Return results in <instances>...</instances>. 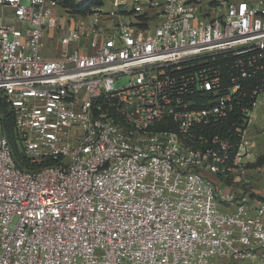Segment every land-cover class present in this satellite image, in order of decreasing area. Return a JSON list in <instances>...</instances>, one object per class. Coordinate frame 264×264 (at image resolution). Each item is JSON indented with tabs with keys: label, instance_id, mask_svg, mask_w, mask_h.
<instances>
[{
	"label": "built area",
	"instance_id": "2783aa9c",
	"mask_svg": "<svg viewBox=\"0 0 264 264\" xmlns=\"http://www.w3.org/2000/svg\"><path fill=\"white\" fill-rule=\"evenodd\" d=\"M105 1L0 0V98L27 158L0 126V264H264V201L228 212L215 184L256 148L264 0Z\"/></svg>",
	"mask_w": 264,
	"mask_h": 264
},
{
	"label": "trees",
	"instance_id": "16d2710c",
	"mask_svg": "<svg viewBox=\"0 0 264 264\" xmlns=\"http://www.w3.org/2000/svg\"><path fill=\"white\" fill-rule=\"evenodd\" d=\"M58 3L59 8L65 10V12L71 17L78 16H86L91 13V11L95 8L102 7L105 0H84L80 3L75 0H55ZM221 59L217 60V63L221 65ZM255 86H259V89L264 91V83L259 82L258 79L254 78L248 84V91L255 88ZM230 120L225 122L229 124ZM0 126L2 134L7 138L9 143V148L11 151V155L17 167L21 169H26L27 158L23 153L21 138L19 137L15 126H14V118L11 110L4 103V101L0 98ZM172 129V128H171ZM213 134H217L220 137H227L226 133L222 130L221 127L215 128ZM264 165V154L260 156L256 163L252 166L261 167Z\"/></svg>",
	"mask_w": 264,
	"mask_h": 264
},
{
	"label": "crops",
	"instance_id": "0c3cea01",
	"mask_svg": "<svg viewBox=\"0 0 264 264\" xmlns=\"http://www.w3.org/2000/svg\"><path fill=\"white\" fill-rule=\"evenodd\" d=\"M76 2L80 3L84 0H75ZM105 2H107L108 6H105ZM104 4L102 5V9L103 11H108V9L110 8V3L108 1H104ZM60 11V10H59ZM58 14V12H57ZM61 14V13H60ZM58 14V15H60ZM46 40V38H45ZM44 40V43H45ZM48 40V39H47ZM46 40V41H47ZM258 110H264V98L260 99V102L258 103V105L253 109V113L254 112H258ZM251 112V113H252ZM250 128L252 129V131L256 134V148L254 149L251 158L247 161V169H248V174L250 173L251 170H255L254 172H258V171H262L264 169V165L261 167H255L253 168L252 166L256 163L257 159L262 156L264 154V129L259 128L257 125L255 124H251ZM247 174V176H248ZM244 177V178H240L238 179V182L235 183H223V182H218L215 181L217 187H219L222 191H224L225 193H229L231 195H233L234 197V201L232 203H228L226 204V210L228 212H232L234 210V206L235 204L240 201L241 199H247L250 201H264V188L262 189L263 191H255L256 188H252V185H256L258 184V182H249L248 178ZM264 180V177L263 179ZM262 181H260L259 183H261ZM259 189V187L257 188ZM260 194V195H258Z\"/></svg>",
	"mask_w": 264,
	"mask_h": 264
},
{
	"label": "rangeland",
	"instance_id": "374dc122",
	"mask_svg": "<svg viewBox=\"0 0 264 264\" xmlns=\"http://www.w3.org/2000/svg\"><path fill=\"white\" fill-rule=\"evenodd\" d=\"M105 6H108L107 2H105L104 4ZM58 14L61 13V11H57ZM49 37H46V40H45V43H44V48L45 49H48L50 48L49 46ZM56 55L55 52L51 53L50 54V57H54ZM125 83H126V77H123L121 78L118 82L115 83V86L116 87H121V86H125ZM249 118H250V125L251 124H255L257 125L259 128L261 129H264V110H258V112H252L249 114ZM255 170H251L250 173L248 174L247 178H248V181L249 182H258V184L256 185H252V188H256L255 191H260L262 192L263 188H264V180L263 177H264V169L261 171H258V172H254ZM260 181H262L261 183H259ZM259 187V189H257ZM260 195V194H258ZM215 263L216 264H252L251 262L249 261H242V262H234V261H231V262H228V261H224V260H219L218 258L215 260Z\"/></svg>",
	"mask_w": 264,
	"mask_h": 264
}]
</instances>
